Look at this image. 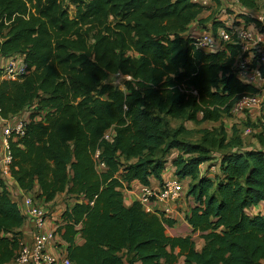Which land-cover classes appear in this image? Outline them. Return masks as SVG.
Wrapping results in <instances>:
<instances>
[{"label": "trees", "instance_id": "trees-1", "mask_svg": "<svg viewBox=\"0 0 264 264\" xmlns=\"http://www.w3.org/2000/svg\"><path fill=\"white\" fill-rule=\"evenodd\" d=\"M235 2L234 25L264 32L255 12L261 0ZM206 8L193 0H0V54L20 55L27 65L17 79L3 77L0 66V116L35 106L25 133L10 139L11 176L44 203L62 193L73 199L55 234L74 263L178 264L184 257V264H264V209L250 212L264 206V131L260 147L242 149L232 148L222 126L202 129L200 142L170 126V119L221 122L260 90L235 69V36L221 50L195 46L196 22L211 21L214 35L221 27L232 33L214 17L202 19ZM118 73L130 77L124 89L107 82ZM216 149L212 175L201 166ZM169 162L175 177L190 179L184 196L194 204L186 220L204 240L201 250L193 234L168 233L175 218L124 201L135 181L160 186ZM26 217L4 187L0 264L17 256Z\"/></svg>", "mask_w": 264, "mask_h": 264}, {"label": "built area", "instance_id": "built-area-1", "mask_svg": "<svg viewBox=\"0 0 264 264\" xmlns=\"http://www.w3.org/2000/svg\"><path fill=\"white\" fill-rule=\"evenodd\" d=\"M195 2L209 7L212 5V0H193ZM263 20L261 17H259ZM229 33L225 28L218 37L221 42L217 40L211 30H202L198 34L192 32L191 37L195 40V46L208 52L224 49L225 43L232 40V36L236 37L235 43L241 46V54L237 57L235 62V69L238 75L248 83L257 86L260 91H264V77L262 76L260 64H264V48H255V53L251 55L249 48V41L253 37V33L246 25H234ZM219 31V30H218ZM264 33V32H262ZM218 34V33H217ZM249 52V53H248ZM247 53V56L244 54ZM258 57L257 64L253 65L254 58ZM8 61H4L3 77L8 79H17L22 74L27 72V65L20 55L7 57ZM250 95L240 99L233 111L248 108L251 103L256 100V95ZM1 118L0 124V147H4L5 154L0 158V178L3 176H11L10 164L12 156L10 152V139L12 137L22 136L26 131V125L31 120V113L24 111L9 118ZM35 120L41 119V116H35ZM108 138V135L106 134ZM142 194L139 201L142 203L144 209L150 212L163 213L167 217L175 218L177 214V204L184 196V184L177 178H165L163 183L158 187L143 186ZM16 201L25 215L33 217L31 241L25 243L21 241V246L17 252V256L12 264H76L67 255L66 248L58 246L55 242V230L47 231L46 220L48 211L41 207L36 200L28 194H22ZM157 203L161 205L157 207ZM58 248L57 252L50 251V246Z\"/></svg>", "mask_w": 264, "mask_h": 264}, {"label": "rangeland", "instance_id": "rangeland-1", "mask_svg": "<svg viewBox=\"0 0 264 264\" xmlns=\"http://www.w3.org/2000/svg\"><path fill=\"white\" fill-rule=\"evenodd\" d=\"M71 12H73L74 7H70ZM241 8L235 2V0H222L221 6L214 4L212 1V5L207 7L203 13L202 19H206L209 17H214L227 25L234 24L237 21V14L240 12ZM256 15L261 17L264 20V0H261L257 10L255 11ZM211 21L207 23L196 22L191 26V31L194 34H198L202 30H211ZM252 33L253 37L249 41V48L251 55L255 54V48L261 47L264 48V33L260 32V30L255 25H249L247 27ZM223 29L220 28L218 34L215 35L217 40L221 42L218 37L219 33L221 35ZM213 32V31H212ZM214 34V33H213ZM249 53V52H248ZM1 63V56H0ZM130 78L127 75L122 73L112 74L107 79V82H110L120 88H125L126 79ZM34 105L27 112H32L34 110ZM1 124V118H0ZM170 126L172 130L177 129L180 126L186 128V133L182 134L180 138L185 141L190 142H200L202 138V129L209 128L214 129L215 127H224L225 133L227 135V141L234 143L232 148H237L241 146L242 149L250 148V147H260L258 141V135L264 131V91H260L259 94L256 95V100H254L251 105L242 110L233 111L232 114L224 116L221 122L213 123V122H204V123H195L185 120L178 119H170ZM113 134L112 130L107 132L108 138H111ZM240 141V143H238ZM240 144V145H239ZM222 150L216 149L211 151L210 155H212L211 160L202 164V170L207 171L210 170V173L213 175L214 173L219 171L218 159ZM177 154V150L173 149L170 152H167L165 157L171 160ZM173 171L166 175L167 178H174ZM187 195V194H186ZM67 200V196L63 195L60 199V202H65ZM193 200V199H192ZM191 200V201H192ZM264 209L263 204H260L257 207H253L250 212L256 213ZM185 222L182 220L181 223ZM196 238H201L199 233H196ZM199 240V239H198Z\"/></svg>", "mask_w": 264, "mask_h": 264}, {"label": "crops", "instance_id": "crops-1", "mask_svg": "<svg viewBox=\"0 0 264 264\" xmlns=\"http://www.w3.org/2000/svg\"><path fill=\"white\" fill-rule=\"evenodd\" d=\"M1 41H2V37L0 36V42ZM0 56H1L0 66H3L4 61H8V58L3 57L1 54H0ZM4 154H5V149L2 146V147H0V158H2L4 156ZM173 169H174V167H173L172 163L169 162L167 169L164 173V177H166V175L168 173H171L173 171ZM2 178H3L4 187L7 189L9 196L11 197L12 200L16 201V199L19 196H21L22 194H25V195L28 194V195L32 196V193L27 192V191L23 190L22 188H20L18 186V184L14 181L12 176H3ZM183 182H184V185L186 187H188L190 179H184ZM152 185H153V187H158L159 181L156 179H152ZM4 187H0V192L2 191V189ZM142 188H143V185L140 184L138 181H135L131 184L130 188L124 189V201H125L126 205H130L134 201L139 200V198L142 194V190H143ZM186 194H187V192H186ZM63 195L67 196L66 193H62V194L58 195V197L55 200L48 202V203H44L40 199H37V198L35 199L32 196L41 207H47V209L50 212V214L48 215L47 220H46L47 231H50V230L52 231V230L57 228L58 224L61 222V214H62L63 210L66 209L68 204H71L73 202V199L69 198L68 196H67L68 199L65 202H60V199L63 197ZM192 199L193 198L191 196L188 197L187 195H185L177 204V214L175 216L176 223L173 226H170L168 228L169 234H171V235L193 234L192 227L190 226V224L186 220V215L190 211V208L194 204V200H192ZM157 207L160 208L161 205H159L157 203ZM26 216H27L26 217L27 220L24 223V225L20 228V230L22 231V241L25 243H28L31 241L33 217L31 215H26ZM182 220H184L185 222L181 223ZM193 235L195 237L196 234H193ZM54 240L57 243V245H59L63 248L67 247V243L59 235H56ZM196 240H197V249L201 250V248L204 244V240L202 238H196ZM77 242L79 244L84 243V239L81 236V234L77 235ZM57 249L58 248L54 247L53 245L50 246V251L53 253L57 252ZM12 263H13V260L10 261L9 263H6V264H12ZM138 264H141V263H138ZM178 264H184V257L180 258Z\"/></svg>", "mask_w": 264, "mask_h": 264}]
</instances>
